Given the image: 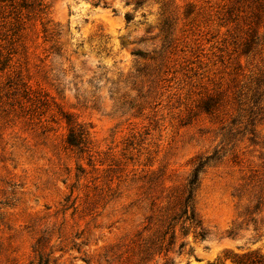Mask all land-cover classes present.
I'll return each instance as SVG.
<instances>
[{"label": "rangeland", "instance_id": "1", "mask_svg": "<svg viewBox=\"0 0 264 264\" xmlns=\"http://www.w3.org/2000/svg\"><path fill=\"white\" fill-rule=\"evenodd\" d=\"M39 1L40 17L0 3V264L264 259V213L239 218L234 195L264 171V0ZM65 116L89 152L66 146ZM200 162L206 239L176 227L167 254L143 253L148 218Z\"/></svg>", "mask_w": 264, "mask_h": 264}, {"label": "trees", "instance_id": "2", "mask_svg": "<svg viewBox=\"0 0 264 264\" xmlns=\"http://www.w3.org/2000/svg\"><path fill=\"white\" fill-rule=\"evenodd\" d=\"M144 1L145 0H136V4L140 5ZM6 2H9V6L12 7L14 6V3H16L19 9L27 10L29 13L38 15L39 17L45 14V7L39 0H0V3ZM126 19L129 20L128 17ZM43 32L46 33L47 30L44 29ZM256 39L255 35H252L251 38L244 43L242 49L243 54L247 55L252 51ZM263 84L264 72L259 74L255 79V88L253 89V98L257 96L255 104H260V99L264 95V92L259 94ZM22 92L23 94L21 95V98L27 102H32L30 105L33 109L32 113L36 114L37 109L46 105V102L41 95L31 92L27 88H24ZM208 100L209 101L207 103L205 101L202 106L206 113H210L217 104V101L214 102L213 98H208ZM262 109L263 107L260 108L259 111L264 113V110L262 111ZM28 111L31 112V110ZM65 124L68 128L65 139L66 146L71 149H76L80 154L89 152L91 146L89 130L86 129L84 125L72 121L68 116H65ZM254 138L255 136L252 135L250 142L253 145H256ZM204 166V162L197 164L185 180L182 189L175 190L168 195L164 205H162L157 211V215L148 218V225L144 229L148 232H152L143 243V253L153 255L155 253L161 254L164 252L167 254L175 244L176 227H178L179 232L184 235L192 233L197 239H206L208 232L203 228L201 221L195 213L194 207L196 192L200 184V173ZM234 195L239 201L247 200V203L240 211L239 218H242L243 220L247 218L249 219L248 221L255 223V216L264 213V171L262 175L257 174L254 181L251 180L249 183H244L239 189H237ZM151 206H153V203ZM150 224H152V227L149 226ZM234 227H236V224L233 225L229 234H232ZM183 247L184 243H180L179 249H182ZM231 260L233 264H264V259L257 254H251V256L246 259L233 257Z\"/></svg>", "mask_w": 264, "mask_h": 264}]
</instances>
